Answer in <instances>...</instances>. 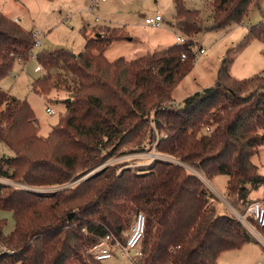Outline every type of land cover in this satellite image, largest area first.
Masks as SVG:
<instances>
[{
  "label": "trees",
  "instance_id": "1",
  "mask_svg": "<svg viewBox=\"0 0 264 264\" xmlns=\"http://www.w3.org/2000/svg\"><path fill=\"white\" fill-rule=\"evenodd\" d=\"M172 1L169 25L182 41L133 60L104 55L128 40L124 28L83 29L77 54H34L31 31L0 15V81L34 54L44 73L32 91L68 93L64 115L43 138L28 103L0 88V143L12 152L0 159L1 178L60 185L116 154L153 146L176 159L155 160L139 172L105 166L49 194L0 183V210L14 219L8 234L0 221V264H104L89 248L106 235L121 240L138 212L146 225L135 264H218L223 252L254 242L233 215L217 212L210 202L215 195L182 164L207 181L226 176L225 200L236 211L245 210L252 191H264V176L252 162L264 147V71L234 80L227 54L211 87L174 102L172 92L193 68L195 37L203 28L199 11ZM258 1L210 0L213 25L206 30L239 25ZM248 35L264 42V22ZM258 230L264 235V227Z\"/></svg>",
  "mask_w": 264,
  "mask_h": 264
},
{
  "label": "rangeland",
  "instance_id": "2",
  "mask_svg": "<svg viewBox=\"0 0 264 264\" xmlns=\"http://www.w3.org/2000/svg\"><path fill=\"white\" fill-rule=\"evenodd\" d=\"M185 3L200 12L203 31L195 37L194 49L197 54L192 70L172 92L174 102L181 103L189 95L211 87L216 82L217 72L227 54L231 59L229 74L234 80L249 79L264 71V42L248 35L251 27L264 22V0H259L257 5L252 6L248 16L239 25L215 30H206L213 25L210 0H185ZM174 12L172 0H105L104 2L94 0H0V15L31 31L33 41L35 39L40 41L41 46L34 49V54L42 50L56 49H66L77 54L83 49V29L90 33L93 28L102 26L124 28V31L128 33V40L115 42L106 50L104 55L109 61L118 58L133 60L176 44L177 35L174 28L169 25L173 22ZM156 16L161 17L162 20L158 27H150L144 23L145 19ZM199 49H203L204 53L200 54ZM38 66L40 65L34 58H30L24 64L16 62L11 73L0 81V88L28 103L38 122V134L45 138L51 128L57 125L60 117L64 115L68 93L64 89H53L48 96L33 92L32 82L44 73L41 66V70L35 72ZM46 109H51L54 114L48 115ZM10 156L12 152L0 143V159ZM155 160L174 161L176 159L156 151L153 146L144 151L116 154L103 164L60 185H28L29 188L25 186L21 188L38 194H49L63 188L74 187L105 166L112 165L118 169L131 168L139 172L138 170ZM252 162L258 166L260 174L264 176V147L252 157ZM188 168L189 166L186 170ZM0 181L4 185L15 188L20 185L16 183V180ZM226 182V176L218 175L211 181H207L205 185L212 193L215 192L210 202L217 212L234 216L232 211L234 208L225 200ZM262 191V188H258L251 192L250 197L253 200L258 199ZM0 221L4 222V234L13 230L12 212L0 210ZM130 224L132 225V222ZM131 225L124 233L130 230ZM262 238L264 239V236ZM2 249L3 247L0 246V251ZM129 256L132 257L133 253L131 252ZM136 261L134 258L130 259L126 255L116 253L104 264H135ZM217 263L264 264V243L254 240L240 249L223 252Z\"/></svg>",
  "mask_w": 264,
  "mask_h": 264
},
{
  "label": "built area",
  "instance_id": "3",
  "mask_svg": "<svg viewBox=\"0 0 264 264\" xmlns=\"http://www.w3.org/2000/svg\"><path fill=\"white\" fill-rule=\"evenodd\" d=\"M94 1H104V0H94ZM161 17L156 16L154 18L145 19L144 23L150 27H158L161 23ZM177 41L181 42L182 39L177 36ZM41 46L39 40L35 39L33 41V48H38ZM199 53L203 54L204 50L199 49ZM30 58H34V54L31 55ZM41 70L40 66L35 68V72H39ZM46 113L48 115L54 114L51 109H46ZM206 132L209 133L210 129H206ZM183 167H187L183 165ZM190 173L198 176L204 183L207 180L195 169L189 167L187 169ZM0 180L5 181L7 179L1 178ZM1 184H3L0 181ZM18 185L20 183H17ZM25 186V188H29V186L20 184L19 187L16 188L22 189L21 187ZM24 189V188H23ZM29 190V189H28ZM215 194V192L213 191ZM234 213V217L246 228L248 233L254 240H259L264 243V239L262 238L264 235H260V231L258 228L264 227V191H262L261 196L258 199L252 200L244 211H236L232 209ZM146 225V219L142 212H138L134 215L132 225L129 231L123 234L122 239H118L113 235H106L97 241L94 245H92L88 253L98 262L104 263L111 259L116 253H120L122 255L128 256L130 259H138L140 257L139 245L144 236ZM2 251V250H1ZM133 253V256L130 257L129 254Z\"/></svg>",
  "mask_w": 264,
  "mask_h": 264
},
{
  "label": "crops",
  "instance_id": "4",
  "mask_svg": "<svg viewBox=\"0 0 264 264\" xmlns=\"http://www.w3.org/2000/svg\"><path fill=\"white\" fill-rule=\"evenodd\" d=\"M105 1V0H104ZM104 1H99V2H104Z\"/></svg>",
  "mask_w": 264,
  "mask_h": 264
}]
</instances>
